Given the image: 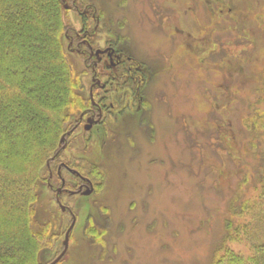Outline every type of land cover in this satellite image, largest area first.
<instances>
[{"label": "rangeland", "instance_id": "374dc122", "mask_svg": "<svg viewBox=\"0 0 264 264\" xmlns=\"http://www.w3.org/2000/svg\"><path fill=\"white\" fill-rule=\"evenodd\" d=\"M102 1L157 77L144 120L111 124L74 164L96 191L69 201L77 220L59 264H210L226 220L239 233L227 246L248 255L264 243V132L248 131L264 111V0ZM35 209L60 253L70 217L45 185Z\"/></svg>", "mask_w": 264, "mask_h": 264}, {"label": "trees", "instance_id": "16d2710c", "mask_svg": "<svg viewBox=\"0 0 264 264\" xmlns=\"http://www.w3.org/2000/svg\"><path fill=\"white\" fill-rule=\"evenodd\" d=\"M66 29L60 0H0V264H47L41 254L51 250L53 259L58 253L48 225L36 229L34 219L60 139L85 108L65 48ZM254 118L248 131L258 138L264 111ZM258 162L264 200V156ZM241 206L238 213L231 207V214L245 215L249 207ZM226 221L210 264H264V243L248 255L227 246L239 243L231 232L239 233Z\"/></svg>", "mask_w": 264, "mask_h": 264}, {"label": "flooded vegetation", "instance_id": "af4514ba", "mask_svg": "<svg viewBox=\"0 0 264 264\" xmlns=\"http://www.w3.org/2000/svg\"><path fill=\"white\" fill-rule=\"evenodd\" d=\"M60 1L67 28L65 48L75 59L86 102L60 139L63 138L61 148L48 171L45 186L60 214L67 213L70 217L72 231L77 220L72 206L75 208L77 204L71 205L69 201L73 202L76 197H92L96 191L90 173L84 175L74 164L86 163V152L100 144L101 136L111 124L144 120L149 110L147 94L158 68L153 66V61H141L134 56L130 50L136 47L133 41L120 37L118 32L122 26L116 15L121 10L108 9V4L102 0H99V10L96 0ZM62 251L47 264H52Z\"/></svg>", "mask_w": 264, "mask_h": 264}, {"label": "water", "instance_id": "95a60500", "mask_svg": "<svg viewBox=\"0 0 264 264\" xmlns=\"http://www.w3.org/2000/svg\"><path fill=\"white\" fill-rule=\"evenodd\" d=\"M62 140H63V138H62ZM70 230H71V228L67 231V233L65 235L64 242H63L64 249H63L62 253L56 258V260L52 264L57 263L65 255L66 250H67L68 235H69Z\"/></svg>", "mask_w": 264, "mask_h": 264}]
</instances>
